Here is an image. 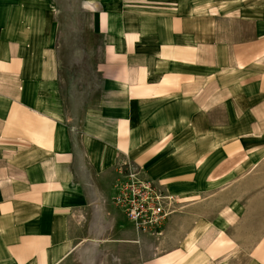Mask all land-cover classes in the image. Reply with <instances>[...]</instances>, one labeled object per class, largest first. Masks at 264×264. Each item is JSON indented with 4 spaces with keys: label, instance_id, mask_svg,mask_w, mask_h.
Here are the masks:
<instances>
[{
    "label": "crops",
    "instance_id": "crops-1",
    "mask_svg": "<svg viewBox=\"0 0 264 264\" xmlns=\"http://www.w3.org/2000/svg\"><path fill=\"white\" fill-rule=\"evenodd\" d=\"M126 163L180 197L160 235ZM263 175L264 0H0V264H264Z\"/></svg>",
    "mask_w": 264,
    "mask_h": 264
},
{
    "label": "built area",
    "instance_id": "built-area-1",
    "mask_svg": "<svg viewBox=\"0 0 264 264\" xmlns=\"http://www.w3.org/2000/svg\"><path fill=\"white\" fill-rule=\"evenodd\" d=\"M113 204L133 223L137 231L160 235L181 204L178 195L166 194L144 174L129 164L117 172Z\"/></svg>",
    "mask_w": 264,
    "mask_h": 264
},
{
    "label": "rangeland",
    "instance_id": "rangeland-1",
    "mask_svg": "<svg viewBox=\"0 0 264 264\" xmlns=\"http://www.w3.org/2000/svg\"><path fill=\"white\" fill-rule=\"evenodd\" d=\"M251 172H252V170L248 171V176H250V177L254 175V172L253 173H251ZM255 173H256V171H255ZM254 185H256V184H254ZM251 199H253L251 202L252 203L251 206H253V203L255 201V205H254L255 207L264 208V175L260 176V179L258 181V187H257L254 195L250 198V200ZM124 215L125 214H123L125 226L127 228H129L131 231L143 234V233L137 231V229L135 228L133 223L129 222L127 220L126 216H124ZM77 260H78L77 264H102L101 258L97 257L96 248H94L92 246L84 247L82 249V251L80 253H78Z\"/></svg>",
    "mask_w": 264,
    "mask_h": 264
}]
</instances>
